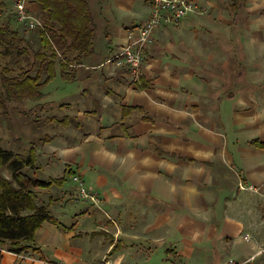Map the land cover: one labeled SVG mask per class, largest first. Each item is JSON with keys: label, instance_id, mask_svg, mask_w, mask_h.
<instances>
[{"label": "crops", "instance_id": "crops-1", "mask_svg": "<svg viewBox=\"0 0 264 264\" xmlns=\"http://www.w3.org/2000/svg\"><path fill=\"white\" fill-rule=\"evenodd\" d=\"M86 1L101 37L75 68L77 97L37 103L74 120L48 123L36 147L35 176L65 177L37 190L56 223L2 264H264V17L233 41L226 0H192L205 13L156 28L134 80L114 59L152 0ZM256 1L246 14H264Z\"/></svg>", "mask_w": 264, "mask_h": 264}, {"label": "trees", "instance_id": "trees-1", "mask_svg": "<svg viewBox=\"0 0 264 264\" xmlns=\"http://www.w3.org/2000/svg\"><path fill=\"white\" fill-rule=\"evenodd\" d=\"M36 4L43 30H37L39 48L33 50L12 20L0 24V116L9 117L13 105L43 99L42 90L58 75L67 83L75 80V68L94 51L95 24L86 0H28ZM5 7L0 0V9ZM47 123L67 127L73 118L49 117ZM37 122V121H35ZM50 136L39 139L41 144ZM264 148V142H253ZM36 147L26 155L0 147V264L2 250L26 255L34 247L36 231L44 222L56 223L49 215L51 201L39 199L37 190L61 187L65 177L41 180L35 176ZM7 171L8 175H2Z\"/></svg>", "mask_w": 264, "mask_h": 264}, {"label": "rangeland", "instance_id": "rangeland-1", "mask_svg": "<svg viewBox=\"0 0 264 264\" xmlns=\"http://www.w3.org/2000/svg\"><path fill=\"white\" fill-rule=\"evenodd\" d=\"M1 1L4 3V0ZM14 2L15 0H12V2L5 1V7L0 9V24L4 23L7 18H10L14 26L16 25L18 28L20 34L27 38L31 47L35 50L39 48V38L37 35V30L39 29L29 30L27 27L16 21ZM224 2L226 3L220 4V6H228L227 17L230 18L231 21L230 28L233 41L239 40L241 38V32H244V27L241 26V22L247 19L249 21H256L257 18L264 17V14L261 12L246 14L248 7L251 5L257 6L259 1L226 0ZM30 15L39 19L38 13H32ZM243 16H247V18L245 19ZM100 37V31L98 27H96L94 39V48L96 50ZM6 62V59H1L0 67H3ZM80 88L79 83L64 82L57 74L56 77L43 89V91H47L49 93L44 99L50 102H64L65 100L77 97ZM35 104L36 103L31 101L15 104L13 105L15 109L10 110L8 118L0 116V147L4 150L26 155L31 144L38 147L40 145L38 143L40 138L47 135L50 136L52 134L53 130L51 131V126L44 120L45 118H49L51 116L62 118L64 110H60L56 104H40L37 106H35ZM4 173L8 175L7 171H2V175H4ZM248 240L250 239L248 238Z\"/></svg>", "mask_w": 264, "mask_h": 264}, {"label": "built area", "instance_id": "built-area-1", "mask_svg": "<svg viewBox=\"0 0 264 264\" xmlns=\"http://www.w3.org/2000/svg\"><path fill=\"white\" fill-rule=\"evenodd\" d=\"M28 0H15L14 13L16 21L29 30H43L41 21L30 15L26 9ZM205 13L192 0H152L150 15L135 29L127 32V44L120 49L115 57L118 65H126L134 80L138 78L139 68L143 62L142 51L151 44L152 34L163 24L177 23L191 13ZM79 197L95 206L99 205V198L95 191L90 190L78 177L73 178ZM244 189L243 186H240ZM252 190V188H250ZM249 241L248 236L243 237ZM62 264V263H60ZM229 264H234L231 260Z\"/></svg>", "mask_w": 264, "mask_h": 264}]
</instances>
